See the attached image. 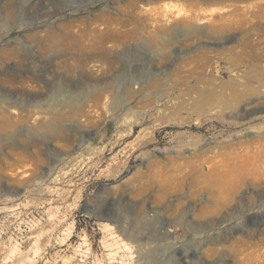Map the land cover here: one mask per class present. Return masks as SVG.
I'll return each instance as SVG.
<instances>
[{"label":"rangeland","instance_id":"obj_1","mask_svg":"<svg viewBox=\"0 0 264 264\" xmlns=\"http://www.w3.org/2000/svg\"><path fill=\"white\" fill-rule=\"evenodd\" d=\"M0 264H264V0H0Z\"/></svg>","mask_w":264,"mask_h":264},{"label":"bare ground","instance_id":"obj_2","mask_svg":"<svg viewBox=\"0 0 264 264\" xmlns=\"http://www.w3.org/2000/svg\"><path fill=\"white\" fill-rule=\"evenodd\" d=\"M136 256L140 257L141 255V252L139 250H136ZM134 254V253H133ZM142 255H146V253L142 254ZM153 257V253L152 252H149L147 255H146V259L150 261V259H152Z\"/></svg>","mask_w":264,"mask_h":264}]
</instances>
